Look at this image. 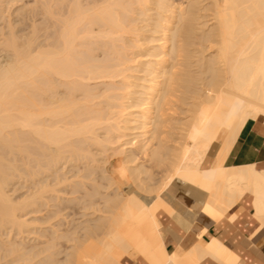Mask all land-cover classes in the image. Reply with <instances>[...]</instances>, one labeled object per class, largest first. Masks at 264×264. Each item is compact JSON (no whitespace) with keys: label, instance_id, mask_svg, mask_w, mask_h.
<instances>
[{"label":"bare ground","instance_id":"obj_1","mask_svg":"<svg viewBox=\"0 0 264 264\" xmlns=\"http://www.w3.org/2000/svg\"><path fill=\"white\" fill-rule=\"evenodd\" d=\"M39 2L0 29V229L54 227L29 247L0 244L16 255L0 264H264V148L243 159L241 144L251 125L264 134V0ZM78 161L80 182L58 172ZM50 173L66 188L35 179L24 200L8 193L14 176ZM247 208L257 227L235 248L209 233ZM88 209L104 215L81 221Z\"/></svg>","mask_w":264,"mask_h":264},{"label":"rangeland","instance_id":"obj_2","mask_svg":"<svg viewBox=\"0 0 264 264\" xmlns=\"http://www.w3.org/2000/svg\"><path fill=\"white\" fill-rule=\"evenodd\" d=\"M2 1H4L3 3H1L2 4V8H3V10H4V12H3V14H2V16H1V18H0V29H2V31L3 32H5V33H7V31L9 32V22H11L14 26H18V28L19 27H23V24H24V22L22 21H20V20H23L25 17V19H27V16H29L28 14H30V12H31V10H33V8L34 7H37V6H39L38 4L40 3L39 2V0H20L19 2L17 1H14V2H9V0H2ZM41 1V0H40ZM91 2L92 0H85V2ZM185 1V0H184ZM35 3V4H34ZM1 4H0V6H1ZM24 4V5H23ZM41 4V3H40ZM5 5V6H4ZM10 5V6H9ZM35 5V6H34ZM32 6V7H31ZM41 6V5H40ZM19 7V8H18ZM32 9H31V8ZM2 8H0V9H2ZM18 9H20V10H18ZM25 9V10H24ZM36 9V8H35ZM37 9H39V8H37ZM2 10V11H3ZM28 10H30V12L28 11ZM27 11V12H26ZM26 12V13H25ZM25 13V14H24ZM4 14L6 15V16H4ZM19 15H20V17H19ZM23 15H25V17H23L22 18V16ZM27 15V16H26ZM18 16V17H17ZM41 16V15H40ZM6 18V19H5ZM19 18V19H18ZM21 18V19H20ZM3 19V21H1ZM7 19H9V20H7ZM25 19H24V21H25ZM44 20V19H43ZM42 19H41V17H39L38 18V20H36V22L37 21H43ZM8 21V22H7ZM20 21V22H19ZM27 21V23H29L28 21H30V19L29 20H26ZM31 22V21H30ZM8 23V24H7ZM22 23V24H21ZM39 23V22H38ZM37 23V24H38ZM20 25V26H19ZM17 26L15 27L16 29H18L17 28ZM4 29H3V28ZM6 29V30H5ZM28 32V30L26 31V33ZM207 53V55H208V53H209V51H207L206 52ZM78 94V93H77ZM80 95V94H79ZM78 95V96H79ZM79 97H81V96H79ZM187 105L186 104H182V105H179V108L178 107H176V112H177V116H179L180 118H186V113L184 112V110L182 109V108H185V109H187ZM171 126V125H170ZM169 128V129H168ZM167 129L168 130H170V134H164V136L165 137H167L168 139H169V143L170 144H176V139H178V131L176 130V129H173V128H170V127H168ZM102 131V130H101ZM103 133H104V129H103V131H102ZM130 138V137H129ZM131 138H132V136H131ZM130 138V139H131ZM99 146H96V145H93L92 146V149H94V153H95V157L98 159V160H100V162H95V163H93V162H90V164L91 165H96V168H98V170H99V168L100 169H102V161H104L103 159H104V153H102V150L101 149H99V148H101V147H99ZM110 152V153H109ZM112 152H113V149L110 151H108V154H112ZM141 154V153H140ZM140 154H139V157H141V158H139L140 160L142 159V163L144 164L145 163V165L146 166H150L151 165V163L149 162V161H147L146 160V158H143L144 157V155H142L141 154V156H140ZM116 156V155H115ZM110 157V159H113L114 160V158H116V157ZM101 163V165H99V164ZM104 163V162H103ZM87 164H89V163H87ZM150 164V165H149ZM85 166V163L84 162H82V161H78V163H76L75 164V166H71L70 167V165H67V167H65V168H63V167H61L60 166V169H59V173L60 174H64L65 176H68L69 177V179H71V178H73L72 177V175L74 174V173H78V176L79 177H74L75 179H73L74 181H79V180H81V179H83V178H81L80 176L81 175H85V173H86V170L85 169H83V167ZM98 166V167H97ZM100 166V167H99ZM164 167H162V168H160V169H156L155 170V174L157 175H155L154 174V179H155V183L154 182H151V183H153V185L155 186V187H157V185L159 184L160 185V183L162 182V179H163V175H164V173L162 172V169H163ZM85 170V171H81V170ZM81 171V172H80ZM100 172V171H99ZM58 173V174H59ZM53 173H50L49 174V178H47L48 176H45V175H40V177H37V176H35V178H34V180L32 179L33 178V176H32V178H30L28 175L26 176L25 174V177L23 178V174H20V175H22V176H19V175H17L16 177V179H15V176H14V179L12 180L11 179V183H12V185L10 184V186H9V190H8V193L9 194H11V196H12V198L15 200V201H19V199L20 200H24L23 198L25 197L26 198V196H28L27 194H30L33 190H34V187H35V184H36V182H38V180H40L41 182L42 181H44V182H50V181H53V179L55 178V174L56 173H54L53 175H52ZM18 176H19V179H18ZM61 176V175H60ZM63 176V175H62ZM71 176V177H70ZM155 176L157 177V178H155ZM20 177H22V178H20ZM40 178V179H39ZM37 181H36V180ZM42 179V180H41ZM47 181H46V180ZM87 179V178H86ZM154 179H152V180H154ZM159 180V181H158ZM36 181V182H35ZM83 181H85V180H82L81 182H83ZM87 181H89V179L87 180ZM91 181V180H90ZM90 181L89 182H87L88 184L90 183ZM33 182V183H32ZM80 182V181H79ZM92 182V181H91ZM159 182V183H158ZM51 183V182H50ZM85 183H86V181H85ZM93 183V182H92ZM92 183H90V185L87 187V185H85V189H87V188H91V184ZM54 184H55V179H54V181L52 182V184H51V186L52 187H54L55 189H61L62 187H64V188H66L65 186H67L66 184H65V186H64V184H60V185H57V186H54ZM68 184V183H67ZM73 184V183H72ZM71 184V185H72ZM8 186V185H7ZM33 186V187H32ZM67 188H70V187H67ZM33 189V190H32ZM63 189V188H62ZM102 191L104 190V189H102V188H100ZM11 190V191H10ZM31 191V192H30ZM104 191H108V190H104ZM103 191V192H104ZM77 194V193H76ZM76 194H65L64 192H62V191H60V192H57V191H51V192H49L48 193V195H49V198H50V196H55V197H52V198H50V199H56V197L58 196L59 197V199H58V197H57V203H59L58 201H61V202H63L61 199H63V197H65V199H64V202L66 201V199H68L69 197H79V196H77ZM47 195V196H48ZM78 195H80V193L78 194ZM81 196V195H80ZM23 197V198H22ZM61 197V198H60ZM67 197V198H66ZM70 199V198H69ZM45 201V200H44ZM48 201V200H47ZM55 202V200H52L51 202H50V204L53 206V203ZM56 204V203H55ZM28 209V208H27ZM31 209V208H30ZM29 210V209H28ZM20 211H22V210H18L17 212H18V214L19 215H22V216H20V218H22V219H26L27 221H31L32 222V220L34 219V218H38V217H42L43 215H44V211L43 212H39V213H29V214H27L26 213V211H25V213L23 212H21V214H20ZM83 212H84V210H83ZM85 212H86V215L85 216H81V221H83V220H85V219H93V218H97V217H99L100 215H104V213L103 212H100V211H94V209H88V210H85ZM54 220H52L51 222L52 223H54L53 222ZM30 223V222H29ZM7 227H9V226H7ZM53 227L54 226H51L50 225V223H48V222H40V221H36V222H34V224L32 225V227H28V231L26 230V232H24V233H20L19 231H21V230H19L18 231V229L17 230H15V228H12L11 229V227H9V228H6V230H4V229H0V244L1 245H7V246H9V244L11 243V242H17V243H19L20 245H21V247H29L30 246V244H37V243H39L40 241H43V240H45L46 238L45 237H43V236H41L40 235V232L41 231H44V232H46V233H48V231H50L51 230V228L53 229ZM4 228V227H3ZM8 229H11V230H8ZM2 230V231H1ZM24 230V229H23ZM23 230H22V232H23ZM24 230V231H25ZM32 231V232H31ZM14 242V243H15ZM64 243H65V241H63ZM67 246H69V242L68 243H65ZM262 245V244H261ZM70 246H71V244H70ZM262 247V246H261ZM69 250H71V249H69ZM68 250V251H69ZM16 255H7L6 253H5V251L4 250H0V263H6V262H9V261H11V259H13L14 257H15ZM128 260H129V262H127V263H129L130 264V261H131V264H132V262H133V260H134V258L131 256V255H127V257H126Z\"/></svg>","mask_w":264,"mask_h":264},{"label":"crops","instance_id":"obj_3","mask_svg":"<svg viewBox=\"0 0 264 264\" xmlns=\"http://www.w3.org/2000/svg\"><path fill=\"white\" fill-rule=\"evenodd\" d=\"M262 130H263V127L261 125H259V126L251 125L247 129L244 137H242V139H241V144H243V145L247 144L248 145L246 147L248 149L247 152L250 155H248L249 158H243V159H252L254 157H258L259 154L263 151V148H264V134L262 133ZM257 148H258V150H256ZM241 205H242V203H240L239 206L236 209H239ZM161 216H162V218H164V213L161 214ZM239 224H242V225H239ZM231 226L232 227H230V226H228L226 224L225 226H223L221 228H217V226L215 224H212V226L211 225L209 226L208 231H209L210 234H214L215 233V235H217V236H220L221 233H222L221 237L224 239V241H226V244L229 243L230 247L235 248L238 243L242 242V239H244V238H246V237H248V236H250L252 234V232L257 227V223H256V221L253 220V218L251 217L250 210L247 208L246 211L242 212V214H240V216L233 222V224H231ZM224 227L229 229L227 231V233H225V234H223L224 230L221 231ZM233 227L235 229H232ZM235 231L236 232L238 231V233H236L238 235L233 234ZM230 235H231L232 238L230 237ZM233 236H234V238H233ZM239 236H241V237H239ZM235 238L237 239V241H236ZM170 239H171V236H170ZM258 241L259 242H257V245L260 247V249L264 253V236L262 238H260ZM169 247L173 248L174 247V243L170 242L169 243ZM201 264H218V263L213 261L212 259L206 258ZM246 264H250V263H246Z\"/></svg>","mask_w":264,"mask_h":264}]
</instances>
